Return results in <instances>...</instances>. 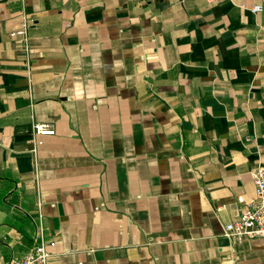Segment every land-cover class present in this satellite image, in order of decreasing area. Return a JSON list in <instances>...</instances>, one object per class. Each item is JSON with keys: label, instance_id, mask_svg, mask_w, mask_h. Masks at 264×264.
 Listing matches in <instances>:
<instances>
[{"label": "crops", "instance_id": "obj_1", "mask_svg": "<svg viewBox=\"0 0 264 264\" xmlns=\"http://www.w3.org/2000/svg\"><path fill=\"white\" fill-rule=\"evenodd\" d=\"M262 164L264 0H0V264H264Z\"/></svg>", "mask_w": 264, "mask_h": 264}, {"label": "built area", "instance_id": "obj_2", "mask_svg": "<svg viewBox=\"0 0 264 264\" xmlns=\"http://www.w3.org/2000/svg\"><path fill=\"white\" fill-rule=\"evenodd\" d=\"M211 2L213 0H206ZM260 5L251 8L253 13L261 11ZM34 20L28 15H22L21 21L15 30L10 32L11 37L20 38L26 42L30 29L35 28ZM34 136H52L54 127L48 123H35L32 126ZM34 151V149L32 150ZM252 183L254 187V197L247 204V208L241 216L224 226V236L227 238H257L264 237V164L256 167L252 171ZM241 202V199H238ZM46 244L41 240L23 257L12 258L9 262L2 264H48L50 254L46 251ZM48 245L54 246V242Z\"/></svg>", "mask_w": 264, "mask_h": 264}]
</instances>
